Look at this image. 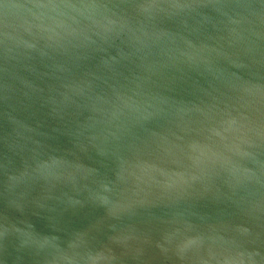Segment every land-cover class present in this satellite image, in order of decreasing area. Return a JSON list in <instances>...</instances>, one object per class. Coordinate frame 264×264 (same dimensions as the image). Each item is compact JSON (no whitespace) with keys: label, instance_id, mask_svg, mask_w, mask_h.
<instances>
[{"label":"water","instance_id":"95a60500","mask_svg":"<svg viewBox=\"0 0 264 264\" xmlns=\"http://www.w3.org/2000/svg\"><path fill=\"white\" fill-rule=\"evenodd\" d=\"M0 264H264V0H0Z\"/></svg>","mask_w":264,"mask_h":264}]
</instances>
